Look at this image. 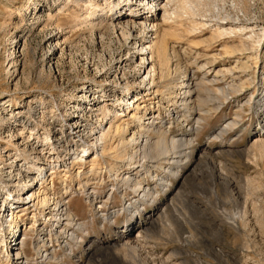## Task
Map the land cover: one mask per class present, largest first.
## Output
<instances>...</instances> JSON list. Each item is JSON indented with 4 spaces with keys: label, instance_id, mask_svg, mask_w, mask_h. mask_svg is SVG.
<instances>
[{
    "label": "rangeland",
    "instance_id": "374dc122",
    "mask_svg": "<svg viewBox=\"0 0 264 264\" xmlns=\"http://www.w3.org/2000/svg\"><path fill=\"white\" fill-rule=\"evenodd\" d=\"M66 1L70 2L63 8ZM74 1L0 0V212L12 205V199L21 204L28 201L33 192L40 198L47 197L51 204H40L35 212L20 207L16 213L18 222L10 217L6 223L13 224L12 231L20 229L24 234V229L43 215L50 223L46 230L55 225H75L69 230L76 236L73 241L56 231L49 243L42 244L43 248L41 244L37 246L44 254L53 256L52 262L37 257L34 241L43 231L34 230L38 235L28 239L23 247L27 264H264V143L262 147L253 146L264 131L260 117L264 111V100L260 101L264 95V0H203L196 12L178 10L173 22L165 27L167 34L162 42L176 46L180 52L178 70H182L176 73L181 75L172 71L170 77L165 68L166 76L155 81L157 86L151 84L152 87L146 79L141 87L151 99L146 115L155 113V128L162 129L169 144L172 139H191L192 146L185 149L188 156L179 165L168 164L164 158L161 162L156 160L158 164L138 149L135 157L139 154V158L134 159V164L141 168L125 170L122 176L109 174V169L126 158L118 154L119 150L124 153L129 148L125 144L134 130V111L130 108L118 122L107 110L121 103L122 92L106 96L104 106L102 100L97 102L99 91L112 84L135 91L139 81L132 76L145 79L147 70L140 64L142 57H132L129 66L120 70L115 79L111 70L118 66L115 61L126 48L127 38L102 29L100 38L97 32L86 30L79 17L89 11L78 10ZM143 5L141 12L149 11V5ZM126 6L122 20L132 15L129 5ZM162 14L153 10L149 15L160 20ZM217 27H231L235 33L228 31L227 36H220ZM253 27L256 28L250 30ZM252 34L263 36L260 47L254 39H246ZM240 50L239 54L233 52ZM236 60L247 62L243 73L237 72ZM204 64L208 72L210 67L214 72H200L197 67ZM225 68H233V74L220 70ZM184 69L192 71L191 77L199 83L196 91L200 92L195 91L190 98L193 104L187 98L188 113L192 114L188 121V113L181 104L183 99L175 96ZM217 71L224 74V79L220 76L216 81ZM94 87L97 90L90 91V97L85 99L92 102L93 95L98 97L93 103L97 110L103 106L99 111L87 109L80 97L83 91ZM156 90L157 94H153ZM223 90L229 92L222 94ZM251 93L255 97L249 99ZM131 95L132 107L144 99V95ZM73 120L76 127L71 124ZM110 125L115 130L122 125L125 131L115 134L111 128L105 158L93 155L83 163L74 160L78 155H69V150L85 146L93 154L94 147L100 148L96 145L100 132ZM187 125L197 130L190 134ZM155 131L150 128L145 136L161 137ZM181 148L170 150L175 153ZM37 165H44L47 179L35 183L32 191L24 192L22 182L15 180L18 170L28 181L26 173ZM167 169L173 173H167ZM133 175L131 181L128 176ZM111 179L115 197L105 202ZM85 182L88 186L84 188L89 191L80 196L84 189L79 186ZM62 205L69 207L66 215L70 214V218L62 220L55 215ZM140 221L143 227L138 226L143 231L139 232L138 241L136 229L130 235L127 233L131 243L117 239V232ZM40 228L43 229L42 225ZM21 237L14 239V244L22 242ZM2 241L0 236V264H9V240Z\"/></svg>",
    "mask_w": 264,
    "mask_h": 264
},
{
    "label": "bare ground",
    "instance_id": "6f19581e",
    "mask_svg": "<svg viewBox=\"0 0 264 264\" xmlns=\"http://www.w3.org/2000/svg\"><path fill=\"white\" fill-rule=\"evenodd\" d=\"M202 1L203 0H143V1H141V0H138V1H134V0H75L74 1V4L78 8V10H81V11H87L88 10L89 11V13L87 15L80 16L79 17V23L81 25H83V27H85L86 30L87 29H90V30H93V32H97L98 33V37H100V38L102 37V33L100 32L101 29L104 30V32L105 31H112L114 34L120 33V36L127 38V41L128 42L126 43V48L124 49V51L123 50L120 51V53L118 54V56L116 58V61H115L118 64V66L116 68H113V70H111L112 71L111 72L112 74L115 73V79L118 77V74H119V71L120 70L123 71V70H125V67L126 66H129V63L132 62V57H135V58L142 57L140 64L143 65L142 68L144 69V71L147 70V76H146L145 79L142 78V80H140L138 77L136 78V76H132V77H134V79H133L134 81H135V79H136V82L139 81V82H137L139 87H137L135 89V91L132 90L130 87H126V88L122 87V88H120L119 85L116 86V85L112 84L111 87H109V88L107 87L104 90H100L99 91V93H101V95L99 96V99H98V97H96V96L93 95V101H95V100L98 99L97 102H100L102 100V104L104 105L105 104V101L107 100L106 99V96L109 95L110 97H114L115 94H118L120 91L122 92L123 95H120V96H123V97H121V103H119L117 106H115L113 104L114 105V108H111V109L107 110V112H108L107 114L109 116H113L114 119L117 120L118 122L121 121V119H122L121 117H126L127 116V113H129L128 111H129L130 108L133 109V111H134V113L131 115V118H133V120H134V125H132V127H134V130L131 133L128 132V133H130L129 134L130 137L126 141L127 144L124 143L129 148H128V150L126 149L124 151V153L122 151H120V150H119V154L117 153L119 156H122V154H123V156L126 157V158H124L123 160H121V162L119 164H115L114 166H112L109 169V174L112 173V175H113L115 173V174H119L120 175V173L121 172L123 173L125 170L126 171L129 170V172H130V171H133L135 169L137 170V169L141 168V166L140 167H136L135 164H134V159L137 158L138 155H139L138 154L137 157H135V155L137 154L136 153V150H138V149H141L143 151L144 155L146 157H149L151 160L154 159L155 161L158 160V161L161 162V160L164 158V160L167 159L166 161H169L170 162V163L168 162V164H172V165H174V164L175 165L181 164L182 160L186 156H188V153L186 152L185 149L187 147L190 148V146H192V144H191L192 143V140L191 139H189V140L188 139H180V140L175 141V140L172 139L171 144H169L170 142L168 141V137L164 133H162V129L161 128H157V127H156L157 129L155 128V125H156V122H155L156 115H155V113H148V116L146 115V113L148 112V105H149V102H150L151 99L148 98L149 97L148 95H145L147 91H146V89L144 87H141V86L144 84V82H145L144 80H146V79H148L150 85L151 84L154 85L156 83L155 81L157 79L164 78L163 76H166V75H164V69L165 68H168V69H166V71L168 70L169 76L172 75V71H175L174 73H176V71L179 72V71L182 70V69L181 70H178V68H179V62H180V61L178 62V54L180 52L176 49V46H173L171 44L168 45V44H165V43L162 42V40L165 39L166 34H167V33H164V32L167 31L166 30L167 28L165 29V27L168 25V23L170 21L173 22V20H174L173 18L176 17V15L178 13V10L179 11L180 10H182V11H189V13L190 12H194L195 9L198 8V6L201 4ZM69 2L70 1H66L65 3H63L64 4V7L63 8H66ZM143 2H145V3H147L149 5V11H147L145 13H142L141 12L142 9L144 8ZM126 4L129 5L128 6V9L131 10L130 11V14H132V15H130L128 18L122 20L121 19L122 18L121 15L122 14L124 15L123 11H124V8L127 7ZM61 10L63 11V9H61ZM113 10H114V12L112 14H110V12H112ZM153 10H156V11H159V12L160 11L163 12V14L161 15V18L162 19L159 20L156 16L149 15L150 13H152ZM98 12H101V15H99ZM104 12L106 13V15L104 14ZM107 13H109V14L107 15ZM225 21L227 22V20H225ZM224 25H225V23H224ZM217 28H219V30H220L219 31L220 32L219 33L220 36H227L228 33H229L228 31H230V34L235 33L234 29H231V27H228L230 29H228V28L226 29L224 27H217ZM254 28H256V27L250 28V30L251 29L254 30ZM247 29H249V28L247 27ZM243 30H246V28L245 29H239V32H241ZM262 30H263L262 35H264V28ZM117 35H119V34H117ZM246 39H249V40H253L254 39L256 41L255 43H257V45L259 47L261 46V44L263 42V36H261V35L258 36L256 34H252V35H250ZM139 48H141V49L139 50ZM246 48L247 47H245V50H248L249 49V47L247 49ZM233 52L239 54L242 51L240 50V51H233ZM234 53H233V55H234ZM193 63H194V61H193ZM245 63H247V62H244V61L243 62L242 61H239L238 62L236 60V63H235L236 65H234V66H236V70H238L237 72H240V73H243L244 72V71H242V69H244V67H246V64ZM186 67H188V69H189L190 66H186ZM208 67H209V65H208ZM197 68H198V70H200V72H206L207 71L206 70L207 66L205 64L204 65H201V66H199ZM188 69L187 70L184 69V72L182 71L183 72V74L181 76L182 78L180 77L181 80H180V82L178 81L179 82L178 86L177 85L173 86V87H176L177 86L176 90L178 91V93H176L175 96H178V98L183 99L181 104H182V106L184 108L183 109L184 112L186 111V113L190 112L189 111V107H187L188 106V99L187 98H189V102H191L193 100V99L190 100V98L194 95V92L196 90H198L197 88H198V84H199V83H197V82L194 81V79L192 78L193 75L191 77L192 71L191 70H188ZM232 69L229 70L228 68L227 69L225 68V69H220V70H222V71L223 70H226V73L227 74H233L232 73ZM234 70H235V68H234ZM212 72H214V70H213V68L210 67L209 68V72L207 71V73H212ZM207 73H205V74L207 75ZM108 74L109 73H107V75ZM176 74L178 75L180 73H176ZM222 74H221V71H217L216 72V74H215V78L217 77L216 81L218 80V78H220V76H223L224 75V74L223 75ZM123 75H124V73H123ZM223 79H224V76H223ZM223 79H221L220 81H222ZM238 79H239V81L241 80L239 76L237 77V80ZM111 83H112V81H111ZM236 84H238V83H236ZM236 84H234V86ZM155 86H157V85H154V87ZM228 86H230V85H228ZM140 88H142V91H141ZM230 88H232V87H230ZM92 90H97V89L94 87L92 89L90 88V90H88V92L87 91H83V94H81L82 96H80V97H82V102L83 101L85 102V104H86L85 107L87 109H90L91 111H94V110L96 111L97 109L94 107V106H96V103L94 104L93 101L92 102H87L86 99H85V98H89L90 97V91L92 92ZM219 90L221 92V89L220 88H219ZM234 90H235L234 92L237 91L236 89H234ZM239 90H241V89H239ZM150 91H151V89H150ZM157 91L158 90H156L153 94H157ZM230 91H231V89H230ZM232 91H233V88H232ZM102 92L104 94H102ZM196 92H198V91H196ZM228 92L224 91L222 94H225V93H228ZM107 93H110V94H107ZM198 93H200V92H198ZM253 93H251V96L249 97V99H252V98L255 97L253 95ZM131 94H133V95H139V96L144 95V99H143V101H141V103L137 104L136 107L135 106L132 107L133 106V102H134V96H132ZM168 95H169V93H168ZM228 95H225V96L229 98ZM175 96H173V97H175ZM225 96H224V98H225ZM171 97H172V95H171ZM142 98H143V96H142ZM178 98H176V99H178ZM260 99H261L260 101H263L264 100V95ZM224 100H227V99H224ZM194 102H195V100H194ZM191 103L193 104V102H191ZM126 105H129V107L126 108L125 107ZM179 105H180V103H179ZM182 106L180 108H182ZM100 107L103 108L102 105ZM100 107L98 108L97 111H99V109H101ZM260 109L262 110V108H260ZM192 110H194V109L192 108ZM257 115L259 116V114H257ZM176 117L177 118H180L179 115L176 116ZM185 117L186 118L187 117H190L191 118L192 117V114L191 113L190 114L188 113V115L185 116ZM260 117H262V119L264 120V111L260 113ZM111 119L112 118H110V120ZM186 121H188V118H187ZM71 124H72L73 127H76V121L73 120L71 122ZM123 126H125V125H123ZM111 128H112V125H110L102 133L99 131L100 132V136L98 137V140L96 139V141H98L99 144L97 143L96 145H99L100 148H98L99 149L98 150L97 147H94L93 148V150H94V153L93 154H90V151H91L90 148H87L84 145L85 147H82L81 149H77V151L76 150H73V149L69 150V155L70 156H73L74 154L78 155V157L76 156V158H74V160H77L78 159V160H80V162H83V163L85 162L86 158L91 157L93 155L95 156V158L96 157H99V156L102 157V158H105V155H104L105 143H106V138H108V136L111 133ZM124 128L122 127V125H118L117 128H116V130L114 129V127L112 129H114L116 131V133L114 132L115 134H120L121 132L123 133V131H125ZM150 128L155 129L156 130L155 131V134H157L158 137L159 136H161V137H159V138L156 137V139H153V138H149V137L145 136V132H147ZM160 129H161V131H160ZM196 130H197V127H194V126H191L190 127V126H188V131L190 132V134L191 133L193 134V132L196 131ZM159 134H162V135H159ZM94 135H95V133H94ZM125 135H127V134L125 133ZM86 136H87V134H86ZM119 143H118V145H120ZM263 143H264V131H262V133L258 135V138L254 141L253 146H256L257 147V145H258V146H261L262 147L263 146L262 145ZM178 146H181L183 148V150H180V152H175L176 151L175 150L174 151L175 153H171L170 148H178ZM258 148H260V147H258ZM260 149L263 150V148H260ZM78 151H80V154H77ZM99 151H101V152H99ZM177 151H179V150H177ZM120 152H122V153H120ZM201 157H204V156L201 155ZM40 158L39 157H36L37 160H40ZM145 159L147 160L148 158H145ZM155 161H154V163H156V162L158 163V161H156V162ZM150 162H152V161H150ZM70 164H71V162H70ZM72 164H74V163H72ZM172 165H171V169H172ZM43 166L44 165H41V166H38L37 165L36 167H33V169H29L28 172L26 173V175H27L26 178L28 179V181H24L25 179L23 177V174H22L21 170H18V173H17V176L18 177L15 180H18V181L20 180L22 182L23 187H24V189H23L24 192H26V191L27 192L32 191L35 188V186H34L35 183H37V182L38 183H40V182L43 183V182L46 181L47 174L44 176V172H43L44 171V167ZM176 168H177V166H176ZM165 171H167V173H169L168 169L165 170ZM50 172H53V170L50 171ZM122 173H121V176H122ZM171 173H173V172H171ZM48 177H50V176H48ZM125 177H127V176H125ZM129 177H131L130 179L132 181V179H133L132 177H134V175L133 176H128V178ZM109 178H110V176H109ZM116 180H119L118 179V175L116 176ZM110 182H111L110 183V185H111L112 182H114V180L111 179ZM42 183H41V185H42ZM136 183H138V182L136 181ZM41 185H40V189H41ZM86 186H88L87 182H85L81 186H79V189H84V191L81 190L82 193H79L80 196H82L83 193H87L89 191L88 188H87L88 191L85 190L84 187H86ZM89 187H90V185H89ZM110 187L111 188H108V191L106 192L107 193L106 194L107 195V198L105 199V202L106 201L111 202V201H113V199L115 197V189H114V187H112V185ZM91 190H93V189H91ZM137 190H139V189H137ZM76 193L78 194V192H76ZM116 194H118V196H119V193H116ZM27 200L28 201H25L23 204H21L20 203V200H14V199H12V205L10 207L5 208L4 210H2L0 212V236H1V239H3L2 243L9 240L8 243H6L7 244L6 245L7 246L6 248L9 249V250L6 249V251L8 252L7 255H8V262H9V264H27L28 258L26 256L25 252L23 251V247H24L26 241H28V239H30V238L32 239L34 236L38 235V232H34V230H36V229H38L40 231H43V233L45 231L46 234H47V235H45V233L44 234L42 233L43 235H45L44 237H42L43 236L42 234H40L41 237L39 235L36 237V240L34 241L35 243H37L36 247L41 244V246L43 248V245L42 244H45L46 245L47 243H49V241H50L49 238H51V236L54 235L56 233V231L59 232V233H62L66 237L67 240L73 241L72 240L73 238L76 239L75 234L73 232H70L69 231L70 229H74V227H75V225L70 224V222H69V224L73 226V227L71 226L72 228L66 227L65 225H55L53 228H50V230H46L45 228L48 227L50 225V223L49 222H46V218H44L45 215H43V217H42L44 219L37 218L36 217L37 219L35 220L34 224L32 223L31 225H29L27 227L26 231L24 229V234H22V231L20 229H18L17 231H12L10 228H12L13 224H7L6 225V223H8V218H10V217L11 218L13 217V219L15 220V222H18L16 220V213L18 212V209H21L20 207H23L24 206L23 207V208H25L24 210L30 211V212H35L36 210H38L37 209L38 205L41 204V206L47 207L49 204H51L50 203L51 201L49 202V199H47V197L40 198V197H38L37 194H34L33 192L28 196ZM36 200H38V201L36 202ZM16 203H18V206H15ZM67 203H69V202H67ZM19 205H22V206H19ZM58 207H57L56 212H55V215L57 217H61V219L62 218H68V217L70 218L71 217L70 214H68V217L66 215L68 213V210L67 209L69 207H67L65 205H62L60 209H58ZM101 207H102V205H101ZM9 213H11V214L9 215ZM147 219H148V217H147ZM70 221L72 222V220H70ZM61 222H63V221H61ZM69 224H68V226H69ZM134 224H137V227H134V226H136ZM138 224L139 225H141V224L143 225L142 221H140V222H134L132 224L126 225L125 229L124 230H121L122 232H120V231L117 232L118 233L117 239L118 238H124L123 240L126 243H128L130 240H127V238H128L127 233L130 235L131 232H132V230H135V229L137 230V233L140 232L142 234V231L143 230L142 231H140V230L142 229L143 226L141 225L142 227H139ZM41 225H42V228L43 229H41V228L39 229V227ZM13 228H14V226H13ZM18 228H20V226H18ZM30 233H32L33 236H31ZM140 233L137 235L136 240H137V238H139ZM20 235H22L21 240H20L22 242H20V243L18 242L16 244H14L15 241L13 242V240L14 239L17 240L16 238H18ZM130 243H131V241H130ZM42 248H40V247H37L36 248L37 249L36 250V255H39L37 257L39 259H42V261L43 260H46L44 258H48V260H51V262L54 261L55 259L53 258V256L52 257H49L48 254H44L45 252L42 250Z\"/></svg>",
    "mask_w": 264,
    "mask_h": 264
},
{
    "label": "built area",
    "instance_id": "2783aa9c",
    "mask_svg": "<svg viewBox=\"0 0 264 264\" xmlns=\"http://www.w3.org/2000/svg\"><path fill=\"white\" fill-rule=\"evenodd\" d=\"M51 180V179H50ZM61 194V193H60Z\"/></svg>",
    "mask_w": 264,
    "mask_h": 264
}]
</instances>
